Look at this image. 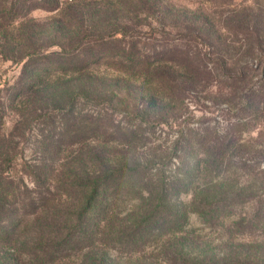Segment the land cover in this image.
I'll return each instance as SVG.
<instances>
[{
    "label": "trees",
    "instance_id": "obj_1",
    "mask_svg": "<svg viewBox=\"0 0 264 264\" xmlns=\"http://www.w3.org/2000/svg\"><path fill=\"white\" fill-rule=\"evenodd\" d=\"M73 1L77 4L88 0ZM17 2L22 9L19 12L15 11L14 0H0V54L13 62H25L17 86L0 89V264L32 261L58 264L84 249L81 264H115L107 254H100L101 249H96L100 245L98 234L104 230L102 223L106 221L105 227L114 232L111 222L115 219L125 225L124 232L119 229L114 238L123 247L119 249L129 255L125 256V264L149 243L163 253L169 251L174 257L173 264H264V183L258 191L244 193L243 188L231 185L230 178L211 176L235 147L243 129L240 121L229 123L222 135L208 128L204 130V123L196 128L184 120L181 124L186 129L181 130L182 135L170 152L161 158L145 157L147 153L143 151L138 156L120 157L113 149L119 141L145 146L149 139L146 124L160 126L174 122L181 126L177 122L187 107L186 97L190 93L180 81L177 69L200 77L205 73L210 79L204 62L191 58L168 35L121 28L96 32L86 27L84 16L76 14L75 23L48 28L54 35L44 40L51 39L50 44H39V38L18 37V44L9 45V29L14 26L15 17L24 19L37 9L57 12L62 3L61 0ZM76 4H69L70 8L77 10ZM59 32H64L65 43L58 40ZM195 34L190 35L198 40ZM156 37L165 38L161 42ZM2 38L6 39V46L1 45ZM102 66L114 69L116 75H101ZM146 80L148 83L143 82ZM141 82L148 87L146 93L139 87ZM65 85L70 94L68 110L49 96L39 95L48 91L54 94L62 87L67 91ZM79 100L104 105L105 109L87 114L78 112ZM7 102L10 106L17 103L18 108L26 111L23 119L28 133L21 134L19 140L3 132ZM32 123L40 125L37 139L45 151L35 165L22 161L25 147L31 141ZM92 143L98 145L91 147ZM76 145H87L89 157L78 161L80 167L75 164L73 177L66 182L63 192L74 201L73 207L79 213L71 214L73 224L63 238L54 232L45 237V232L37 233L43 231V224L30 225L27 219L52 204L51 192L44 193L48 153L58 155ZM20 159L23 171L37 182L36 196L27 188H9L15 180L9 172ZM88 162L94 168H89ZM166 164L173 165L171 177L167 175ZM81 166L85 168L80 173L77 168ZM184 195L192 197L190 202L182 198ZM118 202L124 205L134 202L136 210L123 218L115 216L111 211ZM239 207L248 211L233 223L228 243L213 246L185 231L191 213L197 214L208 227L216 228L226 214H236ZM36 233L42 238H34ZM234 237L248 240L235 242Z\"/></svg>",
    "mask_w": 264,
    "mask_h": 264
},
{
    "label": "rangeland",
    "instance_id": "obj_2",
    "mask_svg": "<svg viewBox=\"0 0 264 264\" xmlns=\"http://www.w3.org/2000/svg\"><path fill=\"white\" fill-rule=\"evenodd\" d=\"M14 1L16 2L15 11H21L20 3L17 0ZM61 1L60 10L57 12L37 9L24 19L15 17L14 26L9 29L11 38L7 43L14 46L19 43L18 37H20L22 40L39 38V44H50L51 39L44 40L54 35L48 28L75 23L73 20L75 14L79 17L84 16L86 27L96 32L121 28L129 32L132 30L152 32L156 36L168 35L172 39L175 38V46L187 50L191 58L203 61L210 76L208 79L205 73L200 77L184 69H177L180 81L190 93V97H186L187 107L181 112V119L177 124L185 120L191 122L192 127L197 128V125L204 123V130L208 128L224 135L229 123L240 121L243 129L238 135L235 147L211 176L230 178L231 185L235 184L243 188L244 193L259 190L264 183V0H213L211 2L206 0H88L85 3L77 1V4L73 0ZM71 3L77 5V10L70 8ZM56 30L58 29L53 31ZM192 33H196L199 39L194 40L193 35H190ZM156 38L162 42L165 37ZM58 40L65 43L64 32H59ZM1 45H7L6 39L2 38ZM24 63L10 61L0 54V89L5 87V89H14L17 86ZM113 71L112 68L102 66L99 73L116 75ZM143 82L148 83L147 80ZM143 82L139 87H142V93H146L148 87ZM65 87L67 91L62 87V90L59 89L54 94L48 91L47 94L41 92L39 95L49 96L55 104H64L63 108L68 110L70 94L68 85ZM157 91L163 96L161 91ZM165 95L171 101L169 95L166 93ZM17 103L15 106L6 103L8 112L4 120L3 132L7 137L15 136L19 140L22 137L21 134L28 133V129L26 130L23 119L26 113L25 108L20 106L18 108ZM76 108L78 112L87 114L93 111L103 112L105 106L96 105L92 101L79 100ZM118 118L121 120L122 115H118ZM172 123L174 122L160 126L146 124L145 126L148 127H146V134L149 139L143 147H136L138 144L133 142L119 141L115 143L113 149L120 154V157L125 154L138 156L143 151L147 153L145 157L161 158L167 151L170 152L174 142L182 135L181 130L186 129L183 123L181 126ZM32 126L31 141L25 147L22 161L26 160L35 165L36 159L41 158L45 151L44 146L38 143L40 139H37V135L40 134V125L32 123ZM95 145L97 146L98 143H92L91 147ZM48 154L50 155L47 158L50 157V159L46 169L48 179L45 189L47 191L44 193L51 192L52 204L41 208L38 215L33 216L34 219L30 217L27 221L30 225L43 224V231L37 233L45 232V237H48L54 232L61 239L73 224L71 214L78 212L77 208L73 207L74 201L66 197L63 188L66 182L70 181L69 178L73 177L75 164L77 163L80 167L78 161L89 157V150L87 145H76L63 150L58 155L52 152ZM22 161L21 159L15 161L10 172L7 169L10 176L15 179L14 184H11L9 188L10 190L18 186L24 190L27 188L36 196L37 182L33 176L23 171ZM255 164L258 165L255 167ZM88 165L89 168H94L89 162ZM172 166V164L165 165L169 177L174 175ZM84 168L81 166L77 170L81 173ZM182 198L187 202L192 199L189 195H184ZM120 202L112 207L111 214L123 218L136 210V203L130 202L124 205ZM247 211L248 208L239 207L236 214L230 216L226 214L227 217L216 228L208 227L197 214L191 213L185 231L199 238L201 242L220 246L221 243L229 242L233 223ZM105 222L101 226L104 228L103 232L98 234V241L102 247L98 244L96 249H101L100 254H107L115 264H125L127 261L125 256L129 255L125 250L119 249L123 247L114 240L119 229L124 232L125 225L115 219L111 222L115 231L110 232L109 227H105ZM37 233L33 237L42 238L37 236ZM234 238L235 242L241 243L248 240V238ZM156 248L154 243H149L143 248L142 253L132 255L129 264H173L174 257L169 254V251L163 253L160 248ZM84 251L85 249L73 252L70 259L65 258L58 264H81L85 256ZM29 264H38V262L32 261Z\"/></svg>",
    "mask_w": 264,
    "mask_h": 264
}]
</instances>
